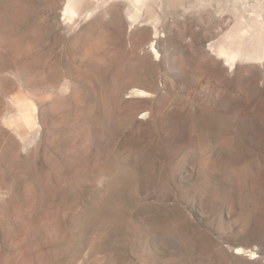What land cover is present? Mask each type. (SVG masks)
<instances>
[{"label": "rangeland", "instance_id": "374dc122", "mask_svg": "<svg viewBox=\"0 0 264 264\" xmlns=\"http://www.w3.org/2000/svg\"><path fill=\"white\" fill-rule=\"evenodd\" d=\"M263 31L264 0H0V264H264Z\"/></svg>", "mask_w": 264, "mask_h": 264}, {"label": "bare ground", "instance_id": "6f19581e", "mask_svg": "<svg viewBox=\"0 0 264 264\" xmlns=\"http://www.w3.org/2000/svg\"><path fill=\"white\" fill-rule=\"evenodd\" d=\"M136 4H139L140 2H141V0H133ZM234 1V0H233ZM143 2V1H142ZM248 2V1H247ZM141 5V4H140ZM252 5V4H251ZM261 8V7H260ZM255 10V9H254ZM134 11V10H133ZM66 13L71 17V18H73V17H77L78 16V13H79V11H78V9L76 8V4H75V2H73V1H69L68 2V6H67V9H66ZM135 14V13H134ZM252 15V14H251ZM132 16V15H131ZM244 20H242L240 23L242 24V22H243ZM243 23H246L245 25H243V27L245 28H247V26H248V24H247V22H243ZM236 24H238V25H241V24H239V23H236ZM247 25V26H246ZM237 26V25H236ZM239 27V26H238ZM241 27V26H240ZM242 29L243 30V32L244 31H246V29ZM250 29V28H249ZM238 30L240 31L241 29H239L238 28ZM238 31V32H239ZM258 31H260V30H258ZM262 31V30H261ZM264 32V31H263ZM240 33H241V31H240ZM245 33V32H244ZM244 33L242 34V35H244ZM248 33H249V31H248ZM234 34H236V32H232V34H230V36H228V33H227V37L229 38L230 37V45H235V44H237V43H240V46L242 47V46H244V44H247V40H246V38H247V36H249L248 34H247V36L246 35H244V36H246V38L244 37V38H242V37H237V36H239V35H234ZM242 35H240V36H242ZM250 37V36H249ZM249 37H248V39H249ZM251 39V38H250ZM213 42V41H212ZM249 43V42H248ZM251 46H253L255 43L254 42H252V41H250V43H249ZM239 45V44H238ZM210 46V45H209ZM217 47V46H216ZM228 45L227 46H225V48H220L219 49V54L220 55H222V56H224L223 58H225L224 60H226L225 62H228V64L229 63H233L237 58H238V56H240V53L237 51V50H235L236 48H232V47H228ZM257 53V52H256ZM257 56H258V54H257ZM240 57H242V56H240ZM243 58V57H242ZM243 59H245V58H243ZM258 59V58H257ZM247 60V59H246ZM249 60V59H248ZM250 60H253V59H251L250 58ZM256 60V59H255ZM259 60V59H258ZM232 65V64H231ZM233 66V65H232ZM246 250V249H245ZM241 252H244L243 251V249H237V251L235 252L236 254H239L240 255V253ZM247 252H250V251H247ZM249 256L251 257V259H254L255 257H256V255H254V253H252V252H250L249 253Z\"/></svg>", "mask_w": 264, "mask_h": 264}]
</instances>
